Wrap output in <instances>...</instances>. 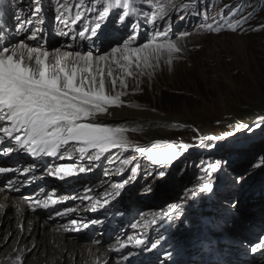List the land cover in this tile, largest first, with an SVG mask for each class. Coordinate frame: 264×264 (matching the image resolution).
Masks as SVG:
<instances>
[{"label": "rangeland", "instance_id": "rangeland-1", "mask_svg": "<svg viewBox=\"0 0 264 264\" xmlns=\"http://www.w3.org/2000/svg\"><path fill=\"white\" fill-rule=\"evenodd\" d=\"M9 1L12 3H9L7 5L6 16L9 14V6L10 4H12L11 14L13 18L12 19L13 31L11 32L9 31V33H13V35L16 36L18 42L19 37L21 38V36L26 34V32L29 29L32 32L33 29L35 28V24L27 25V22L22 23L23 22L22 17L24 16V12H21V10L25 8L27 11L29 10L30 13L32 14L34 13L36 8H39L38 14L39 13L43 14L44 10L40 5L41 2L39 0H9ZM45 1L47 2L46 7L49 9L48 14L50 15V20L55 24V26L53 29L54 31L53 35L48 37L46 41L43 40L42 41L43 43L40 44L42 49L51 52L54 51L56 48H62L65 46L64 39L67 38L66 42H68V40H70L68 39L70 33H68V35H65L64 33H62L64 31L60 29L59 26L67 25L70 19L73 18L75 19L77 12H80L83 18L82 20L76 22V25L77 26L81 25V27L79 28L78 32L74 33L73 39L70 40L71 42H68L67 47H69V49L76 48L79 51H81L82 54L86 53L89 50V48L95 51L97 54L110 53L111 49L114 46L123 44V41L132 34L131 27H127L125 25L118 23V13L122 14V9H120L118 6L115 5V8L113 10L114 25L113 24L110 25V27L114 26L113 31H115V34L109 33L108 30H106V32L103 33L104 31L101 30L99 31V33L103 35L99 38L103 39L102 45L100 46V43H98L97 45L98 47H96L95 44H93L94 46H91L85 41L86 39L79 37L78 33L82 30H87L89 28L88 26L89 19L93 15L97 17V12L99 10H102L101 8H99V5L102 3H106V0H45ZM190 1L192 0H150L149 3V0H146L145 5H143V10H140L142 6L141 1L134 0L135 5L137 7L135 9V15L133 16L131 23L138 22L139 27L137 28V32L139 35L141 34L144 36L142 38L138 37V40L133 42L131 46L132 47L138 46L139 44L146 42L147 39L153 37L154 35L153 25L146 24L144 22L143 17L147 16L150 19L151 15L153 13H156L158 16L156 29L161 31L167 29L169 32L168 39L176 42L177 46L181 49V51L179 53H174L172 55L170 62H169L168 53L166 51L163 52L158 60L153 59L152 61L153 67H141L138 69L133 64L131 67V72H132L131 76L125 75V73L120 68L119 72L123 74L125 80L128 81L129 83L130 87L128 86L129 87L128 89L122 88L121 84L119 83L120 79L117 77L116 79L118 82L115 89H113L111 85L112 78L110 77H108L109 79L107 78L108 79L107 86L117 91V93L123 92L121 99L123 101L124 106L128 104L138 103L139 105H141V107L155 111L157 114H159L162 117L169 115L177 119V123L175 125H172L173 124L172 122L167 121V128L163 132H165L168 135V139L164 141V143H157L148 147L145 146L144 148L146 149V153H148L149 151L153 153L158 150H164L168 144L178 146L182 143H191V144L193 143L195 145H199L200 143L199 137L202 136L204 132L207 133V131H210L211 136H223L226 133L235 132L236 128L240 127L243 124L250 125L249 122L253 118L258 120L257 119L258 117L264 116V6H262L261 9H257L253 11V13L250 15L251 22L248 23L245 27H243L242 30H232V31L228 30L224 33L213 34V33H206L203 31H199L194 27L176 28L174 25L175 19H173L172 22L167 21V18H165V16L169 14L172 8H174L180 2L185 4V3H189ZM233 1L234 0H226L225 4L231 3ZM173 4L175 5L173 6ZM238 4L239 2H237L234 5V7L237 6ZM74 5L75 7H73ZM81 5L83 6L81 7ZM157 5H163L166 11L163 14H161L157 8ZM20 12H21V16H20ZM160 15H163L164 19H159ZM58 17L60 19H58ZM18 18L20 24H23L22 25L23 27H21V30L19 32H16V25ZM106 20L101 22V28L104 27V23L106 22ZM92 26H94V24ZM121 30H123V33ZM28 32L29 35H25L26 41H31L32 44H35V42L38 43L40 37L36 38L37 41L28 40L27 37L31 35V32L30 31ZM36 33L38 34L41 32L36 31ZM185 33H187L186 36L183 35ZM41 35H44V32H42ZM63 36L64 37L67 36V37L64 38ZM115 36L118 40L115 41L112 40L107 42V40L114 38ZM0 39L4 41L5 39H8V37H5V39L3 38ZM139 75L142 78H140ZM163 91L166 92V99ZM260 93H263V95H261ZM240 109H244L241 112L244 114L245 120L244 119L238 120V117L234 115L235 113L236 114L241 113L239 112ZM231 118H235L237 121L231 120ZM160 122L161 121L159 122L157 121L156 123H160ZM187 124L198 125L197 129L200 130L196 132L195 129H193V127ZM184 125L187 127H184ZM148 127H149V123L147 124V128ZM132 128L133 127L127 130L125 129L127 132L125 134H127L129 138V142L131 144L139 143L140 145L144 146L146 144L152 143V142L148 143L149 139L145 135H143V130H147L145 126L142 128V130L140 129L137 130ZM245 130L246 129H241L239 132H236V134H238L237 136L241 135L239 140L241 142L246 141L245 136L242 135L244 134ZM228 139H227V144L229 143ZM212 143L216 144V148L218 149L219 142L213 141ZM228 145L225 146V148H229ZM76 147H78V145ZM134 148L139 149L138 147H134ZM70 149L73 148L69 146V150ZM252 149L253 147L249 149L248 147H246L241 150H237L235 148L227 149V153H236V159L240 158V156H238L237 154L239 153L242 154L246 152V154L244 153L247 158L245 163L239 166L234 161L232 165V169H234V171L239 172L240 173L239 175L243 177V179L239 181V183L241 184L236 183L237 187H241L243 184H248L244 180L245 178L250 177L249 175L244 176L245 168H243V165H248L260 160H261L260 162L264 161V154L262 155L256 154L255 151L252 152ZM62 150L63 153L66 151L65 149ZM122 150L123 153H121L120 155L116 154L118 158H116L115 161L112 159L111 155L109 159H104V160L99 159L95 161V163L106 162V165L102 168V170L100 171H98L97 169L94 170V174L96 171L99 172L98 174L99 177L102 176L106 177L104 184H101L98 187H96V191L98 194L101 191V196L100 197L98 195L92 196V198H96L95 202L100 207L102 206L103 208H105V204L103 203V198L105 197V193H109L111 195L112 193L118 192L120 195V194H124V193H120L122 192V190H124L125 194H128L129 197L135 199V202L138 201L144 202L142 204L143 206L141 207V210H143L145 214L147 211V213H149V217L151 216L150 218L157 215V212L161 211L160 209H162V207L159 208L153 207V204L155 205V203H158L159 206L160 203V205L166 206L171 202L173 203L178 202L179 204H182V208L185 209L184 212L188 213L184 221L180 224L183 229H187L189 225L186 222V220L191 215H197L198 210L207 200L206 196H208L207 194L208 192L207 191L201 192L199 191V188H200V184L202 183V179H201L202 177L205 180H210L211 183L213 181V175H211L210 177H205L204 168L207 167V164L203 163V161L205 162V160H207V158L212 155L204 156L203 154L197 153V155L193 156L194 158L192 157L189 158L188 160H182L181 162H179V164L181 163L180 166L177 169L172 170L169 169V165H164L163 167L162 166L155 167V164L151 163L148 157L144 158L145 154L139 157V152H134V149L131 150V145L127 150L124 149ZM181 151H182L181 155H183L185 151L183 150ZM59 157L61 158V160L65 158L62 155ZM213 157H217V153H215ZM25 159H29L31 163L33 162V160L31 161V158L29 157ZM124 159L130 160L132 161V163L130 165H122V161ZM136 161H138V163L141 164H137ZM183 161L186 162L182 164ZM61 162L63 161H60L58 165L61 164ZM82 162L85 163L88 161L83 159ZM175 164L178 163H174L172 165ZM195 164L197 165L199 164L198 169L195 168L194 166ZM102 165L103 164H100L99 168H101ZM15 167L18 168L17 169L18 172L22 171V167L18 163L15 164ZM121 167H123V171L126 174L120 175ZM130 167H136L137 171L140 169V172H142L143 176L138 175L139 173H137V171L135 172V174H133L131 171H129ZM159 167H162V169L168 167V169L163 170L165 172V176L169 175L168 177H166V179H164L165 181L164 184H167L169 180L174 179L175 182L171 186L173 187V189H170L169 188L170 185H169L166 188H164L161 191V193L154 191L155 189L154 182H157V180H161V178H159L158 176L159 171H161ZM33 168H34V173L38 172V170L35 169L36 167ZM38 168L42 169L43 167L42 165H38ZM151 168L153 170H151ZM261 168L262 167H254V169L250 170V172L258 173L256 171L258 170L261 171ZM125 169H128L129 172L128 171H127L128 173L125 172ZM44 170H46V165ZM144 170L147 171L144 172ZM192 170L194 172H191ZM247 170L249 169H246V171ZM115 173L116 174L118 173L117 176L119 180H121L124 177V175H130V177H132L131 179L132 183H130L129 185L128 183H126L124 184L123 187H117L120 184L118 183L119 180L113 179L114 177L113 174ZM30 174L32 173H29V175ZM12 175L13 172L10 174V176H8L5 179L0 178V181L7 182L6 179L9 180L10 179L9 177H12ZM176 175L178 176V180L177 179L175 180ZM119 176L121 177L123 176V177L120 178ZM41 177H44V175H41ZM22 180L24 179L22 178ZM22 180L20 182H22ZM32 181H34V179H32ZM133 182H135L136 184L135 183L133 184ZM49 183L47 184V189H49L50 187ZM263 183L264 182L261 181V183L259 184L260 187L258 189L263 188ZM17 184L19 185V183ZM134 185L137 187L136 191L138 192L137 193L130 192L129 194L130 189ZM32 186L33 185L25 182L22 186H20L19 189L20 195H24V191L26 189L32 188ZM248 186H251V184H249ZM186 189L196 190L197 196L192 199H187L185 197ZM76 191L77 188H72L70 191L72 193L70 194L72 195ZM224 192L227 193L229 192L231 194L228 195L227 199L231 196H233V198L237 196V193H232L231 190ZM45 193L46 192L44 191L42 195H44ZM61 193H63V191L57 192L55 194L58 195ZM148 193L153 194V197H150V194ZM169 193L171 194V196L169 197V199H166L164 195ZM217 195L218 197L220 196L221 199L223 197L221 202L218 203L224 205V208H227L229 203L228 204L226 203V197L223 196V193L221 194L218 193ZM216 197H217L216 195L212 196V198H216ZM199 198H201V200L203 201L199 202L197 200ZM233 201L235 203L236 201L235 198L233 199ZM184 202H190V203L188 205ZM87 204L89 207L87 210H90L91 208H95L96 209L95 211L98 210L97 205L95 204L93 205L91 204V202H87ZM52 205L53 204H50L48 208L37 207L38 209L35 208L34 210L40 213L45 212L49 214V211L52 210L51 209L53 207ZM185 206H187V208H185ZM229 207L232 210L238 212L236 215L233 214L228 215V217L225 219L226 225L223 227L230 226V223L235 222L239 217H243V218L247 217V214L250 213L251 215H256L257 217L255 219L249 220L248 227L246 226L243 230L244 231L243 237L241 235L239 238L241 239L242 237V239H244L245 235L248 238L250 237V234H254V232H256L255 230H253L254 223H256L257 227L261 225L260 230L262 231V233L264 232L263 230L264 223L261 222V220L264 221V210L258 211V209L262 208V206L257 209L251 208L250 203L243 202L242 200L235 203V206H233V204H230ZM164 211L166 212V209H164ZM92 213L93 210L92 212H88V214H92ZM202 214L203 216H205L206 212L203 211ZM145 220L143 222H145ZM149 220L150 219H148V221ZM176 220L179 222L180 218H177ZM191 220H194L193 222L195 223V221H197L198 218H191ZM6 226L7 224L4 225L3 229H5ZM192 226L193 225L190 226L189 231L181 230L180 228H176V229L174 228L175 229L174 232H177L173 236L174 241L187 239V241H190L189 245H192L193 247H195L196 244H200L201 245L200 251H202L204 249L205 242L203 243V241H201L202 240L201 237L199 235L198 236L196 235L197 233ZM76 229H77L76 227L72 229L70 228L65 229L64 234L65 235L70 234L73 235L74 237L76 236V238L79 237L81 239L84 236L87 239H90V234H88L89 233L88 230H90L89 226L86 225V227L83 226L79 228V230ZM143 230H144L143 232H140V236L148 237L145 223ZM154 231L156 230H153V232ZM184 231L187 233L186 238L180 236V232H184ZM219 231L216 233L213 232L209 237L208 242H210L211 244L220 241L224 242L225 241L224 236H226L225 237L226 239L230 237L229 235H228L229 237L227 236L223 228H220ZM262 233H260L259 236ZM135 235H137V233L127 235L126 239L128 237H134ZM13 238L14 237H10L8 242L10 243L13 240ZM230 238L235 239L233 237ZM199 239L201 240L199 241ZM196 240L197 242H194ZM251 242L252 241H250V243ZM55 247L57 248V245H55ZM119 249L120 247H117L116 251L119 252ZM208 251L209 252L203 251L197 254V257L191 260L196 261L200 254L205 255L203 257L204 261L210 259L214 260L220 257V255L219 256L216 255L219 252L218 250L215 254L216 256H214V251L212 249ZM55 252L58 253L59 251L56 250ZM258 252L259 251H257L256 253L258 254ZM206 253H208V256ZM133 257H137V259L139 258V256L137 255ZM224 260H226L225 256H224ZM234 261L235 260L232 259V262ZM146 262H148V259H146ZM135 263L141 264L142 260L139 258L138 261H136Z\"/></svg>", "mask_w": 264, "mask_h": 264}, {"label": "snow or ice", "instance_id": "snow-or-ice-1", "mask_svg": "<svg viewBox=\"0 0 264 264\" xmlns=\"http://www.w3.org/2000/svg\"><path fill=\"white\" fill-rule=\"evenodd\" d=\"M4 3L5 0H0V6ZM113 4L122 9V14L118 13V23L131 27L132 34L123 41L121 47H113L110 53L94 56L92 51H87L84 54L81 51H76L73 56L71 52L62 54L60 48L50 52L39 46L29 47L24 40L17 42L15 35L5 33L8 39L0 43V155H9L13 152L12 147H4V143L9 140L18 146L19 150L27 152L34 158H40L42 155L55 157L59 150L70 146L79 153L82 160L86 159L89 163L99 160L110 150H127L130 147L124 135V128L109 126L101 120V117L111 115L110 108L112 106H123L121 99L123 92L114 95L106 93V79L112 77L113 89L118 81L110 68L105 73L104 68L99 65L101 62L105 64L110 61L114 62L119 65L125 75L131 76L133 64L138 69L153 67V59L158 60L165 51L168 53L170 62L172 55L179 53L181 49L176 42L168 39L167 29L163 31L156 29L158 20L156 13H153L150 19L147 16L143 17L146 24L153 25V37L138 46H131L139 36L138 22L131 23L137 7L134 0H106V3L99 5L102 10L97 12L96 20L93 21L94 26L90 25L87 30L80 31L78 36L91 39L94 43L95 39L99 38L98 30L101 29V22L111 14ZM157 8L161 14L166 11L163 5H157ZM35 12L38 13L39 8H36ZM230 14L235 15V12L230 11ZM82 18V14L77 12L72 23L75 24ZM58 19L60 18L58 17ZM159 19H164V16L160 15ZM21 27L18 18L16 32H19ZM208 28L211 31L220 30L219 27L213 28L211 24L208 25ZM3 32L4 30L0 28V33ZM89 33L90 35H88ZM183 35L186 36L187 33ZM36 38L35 31H32L31 35L27 37L28 40H36ZM119 83L122 88L127 87L123 79ZM261 126H264V116L259 117V122L254 126L243 124L237 127L235 132L226 133L224 136L202 135L199 137L200 144L198 146L215 148L216 144L211 143L212 141L225 140L228 136H235L236 132L241 129L252 131ZM77 145L78 147H76ZM192 146L189 143H182L178 146L168 144L164 150H158L155 154L149 151L148 159L155 165L170 166L181 156V150L187 151ZM138 151L143 156L146 149L140 147ZM69 158H71V153H69ZM131 163L132 161L128 159L122 161V165ZM261 166H264V161L255 165V167ZM220 167L219 162L209 164L204 168L205 177H210ZM87 170L83 165L60 164L48 169L47 172L49 175L63 180ZM129 170L135 174L137 168L131 167ZM10 171L13 169L0 167V174ZM32 171H34L33 168L25 167L22 174L27 175ZM121 173H123V167H121ZM158 176L161 179L164 178L165 172L159 171ZM131 179L132 177H129V180ZM201 179L199 191L212 192L211 181L205 180L203 177ZM126 183L128 181H124L117 187H123ZM109 195V193H105L104 204L109 203L107 199ZM196 196V190H185L187 199ZM83 198L88 199L87 196ZM58 202L49 196L42 201L38 199L32 201L31 206L33 210L37 207L48 208L50 204L54 205ZM181 209L182 204L170 205L169 210L162 213L160 220L170 219L174 215L181 214ZM77 223L76 220L71 221L73 226ZM144 223L145 225L149 223L156 225L157 219L145 220ZM82 226L86 227V225ZM132 227L136 228L137 225L133 224ZM128 241H134L136 246L145 245L147 242L145 238L134 237H128ZM159 243L160 240L157 239L151 243V248L155 249ZM127 246V243L119 245L120 248ZM249 250L252 253L264 251V235L259 236L256 242H251ZM16 260L23 264L20 256H16Z\"/></svg>", "mask_w": 264, "mask_h": 264}, {"label": "bare ground", "instance_id": "bare-ground-1", "mask_svg": "<svg viewBox=\"0 0 264 264\" xmlns=\"http://www.w3.org/2000/svg\"><path fill=\"white\" fill-rule=\"evenodd\" d=\"M39 1L41 2L40 5L44 10L43 14H38L35 11L32 14L29 10L27 11L25 8L21 10V12H24V16L22 17V23L27 22V25L35 24V28L33 29V31L41 32L37 34V38L40 37V40L38 43L35 42V44H32L31 41H26L25 39V35H29L28 31L31 32L30 29L26 32V34L22 35L21 38L19 37V40H24L29 47H41L40 44L43 43L42 41L48 39V37L52 36L54 33L53 29L55 24L50 20V15L48 14L49 9L46 7L47 2L45 0ZM140 1L142 3L140 10H143V5H145L146 0ZM9 3L12 2H10L9 0H5L4 5L7 6ZM11 12L12 4H10L9 6V14L5 17L7 27L5 33L13 31V18ZM29 21H31V23H28ZM38 21L41 23H39ZM59 27L64 31L62 33H64L65 35H68V33H70L68 39L71 40L73 39L74 33L78 32L81 25L77 26L76 24H73L70 20L67 25ZM73 27L75 28V30H73ZM111 27L114 28V26ZM110 30L111 29H109L108 31L112 34L113 32ZM121 31L123 33V30ZM42 32H44V35H41ZM5 33L1 34L2 38L7 37ZM88 35H90V33ZM143 36L144 35L140 34L138 37L142 38ZM66 37L67 36H65L64 38ZM99 37L101 36L99 35ZM115 38L116 36L107 40V42L112 40H118L117 38ZM64 40L65 46L60 48L61 53L67 54L71 52L74 56L75 52L79 50L76 48L69 49V47H67V44L71 41L68 40V42H66L67 38ZM102 40V38H97L95 39L94 43L91 39H86L85 41L91 46H94L93 44H95L96 47H98V43H100V46L102 45ZM3 42L4 41L0 39V43ZM121 46L122 44L116 45L114 47ZM88 51H92L94 56L97 54L90 48ZM99 66L104 68L105 73H107L110 68L112 70L113 76L119 78L120 80L123 79L126 82L127 89L130 87L128 81L125 80L123 74L119 72V65L110 61L107 64L101 62ZM139 77L142 78L140 75ZM108 79H106L105 81L106 93L114 95V93H117V91L107 86ZM110 112L111 115L101 117V120L109 126L122 127L126 130L131 127H133L132 129L142 130V128L145 126V128L147 129L143 130V135H145L149 139L148 143H152L146 144L144 146L140 145L139 143L131 144L129 142L127 134H125L127 133L125 130L124 135L127 138L129 145H131V150L134 149V152H139L138 149L134 147H148L153 144H157L158 141L159 143H164V141L168 139V135L163 132L167 128V121L172 122V125H175L177 123V119H175V117H171L169 115L162 117L155 111L141 107V105H139L138 103L128 104L126 106H112L110 108ZM257 119H259V117ZM157 121L161 122L156 123ZM252 121L253 119L249 123H251ZM148 123L149 127L147 128ZM210 133V131H207V133L204 132L203 135L211 136ZM228 138L229 136L227 137V139ZM227 139L218 141V151H222L225 149V146L227 145ZM4 147H12L14 150L9 155H0V167L13 169L14 171L0 174V178L5 179L10 176V174L13 172L12 177H9V180L6 179L7 182L0 181V264H20V261L16 260V256L21 257L23 264H134L135 260L130 262L133 256L130 257V253H126L124 251V248L130 249L131 252L134 251L135 253H137L136 255L139 256V258L142 260L141 264H264V251H259L257 254L252 253L249 250L250 241L256 242L259 234L262 233V231L260 230L261 225L257 227L256 223H254L253 230H255L256 232H254V234L249 233L250 237L248 238L245 235L244 239H242V237L241 239L239 237H233L235 239H231L229 237L227 238L229 240H227L225 238L226 236H224V242H216V247L218 248L219 252L218 254H214H216L217 256L220 255L219 258L204 261L203 257L205 255L200 254L196 261H192L191 258L187 259V261H182L183 257L180 256L178 250H183V248L186 249L187 246H189L190 241H187V239L174 241V238L171 236L172 233L170 235H167L165 233H162L160 230L159 233L155 232L156 239L160 240L159 246L153 249L151 248V242L153 243L156 240L154 238L148 240V238L140 236V232L144 231L143 221L147 218L150 219L151 217H149V213H147V211L145 214L143 210L139 209L143 206L142 204L144 202L138 201L136 203V206L132 207L133 211H131V215L126 214L124 212L125 209H121L119 207L117 208V203L113 204V208L111 209V211H106V209H104L102 206L100 207L95 202L96 198H92V196H101V191L98 194L96 191V187L101 184H104L106 178L102 175V177H99L98 171L102 170V168L106 165V162L101 166V168H99L100 162L95 163V161H93L91 163H84L82 162L79 153L73 150L71 151V158H69V155L66 156V158L68 159L66 161L61 162V164H72L76 166L83 165L88 169L86 172H91L96 169L98 171H96L91 178H80L76 184L75 182H71V184L59 185L56 184V181H54L57 179V177L49 175L47 172L48 169L53 167L54 162H56L58 159H54V157L51 156L43 155L40 158H34L27 152L19 150L18 146H16L11 140L6 141L4 143ZM121 153H123L122 149H113L110 150L109 153H105L103 156H101L100 159H109L111 155L112 159L115 161V159L118 158L116 154L120 155ZM189 154L190 156L188 158H184L183 160H188L194 155H197L191 153ZM140 156L141 155L139 153V157ZM27 157L31 158V161L33 160L34 163H31L29 159H25ZM147 157L148 153L145 152L144 158ZM185 162L186 161H183L182 164H184ZM16 163H18L22 167V170L25 167H36L35 169H37L38 172L34 173V171H32L30 172L32 174H27V176H25L24 174H22V171L18 172V168L15 167ZM136 163L141 164L138 163V161H136ZM180 164H171L169 166V169L175 170L180 166ZM38 165H42L43 170L38 168ZM45 165L46 170H44ZM196 165L197 164H195L194 166L198 169L199 164L197 166ZM156 166L161 165H155V167ZM162 167H159V169H168V167L163 169ZM151 170L153 169L151 168ZM41 172L45 174H42ZM137 172L139 173L138 175L143 176L142 172H140V169ZM117 174H113V179L119 180ZM41 175H44V177H41ZM21 176L24 179L22 180V182H20L19 179ZM129 177L130 175H124V177L119 180L118 183L122 184L124 181H128L129 185L130 183H132L131 180L129 181ZM32 179H34V181H32ZM18 181L19 185L17 184ZM25 182L33 185L32 189L30 191L24 192V195H20V186H22ZM49 182H51L50 187L49 189H47V184ZM78 183H80V187L77 188V191L71 195V189L76 188L75 185H77ZM81 183H84V185L81 186ZM136 189L137 187L134 185L130 189L129 194L130 192L137 193L138 191H136ZM44 191L46 193L42 195ZM62 191L63 193L61 194H55L57 192ZM231 192L237 193V196L234 197L236 200L235 203L243 200V202L250 203L251 208L257 209L262 206V208H259L258 211L264 210V193L257 195V190L253 189V187L251 186L248 187L246 184H243L241 187H237L236 189L231 190ZM49 196H52L53 199H57V201H59L58 203L52 205L53 207L51 208L52 210L49 211V214L45 212L40 213L36 210H33L31 206L32 201L37 199L42 201L47 199ZM85 196H87L88 199H84L83 197ZM87 202H91V204L97 205L98 212L93 211L94 213L88 214L91 209L87 210L89 208ZM115 209H119V211L115 214H110ZM72 220H76L78 222L77 225L73 226L71 224ZM261 222L264 223V221L262 220ZM5 224H7V226L5 229H3ZM133 224H136L137 227L133 228ZM219 224L222 225L221 223ZM21 225L23 226L22 229ZM82 225L89 226L90 230H88V234H90V239H87L84 236L81 239L79 237L76 238V236L74 237L70 234H64L65 229H72L75 227L79 229L83 227ZM220 228L221 227H219L217 230L219 231ZM106 230L109 231L106 232ZM231 230L233 233L236 232L235 228H232ZM133 233H137V235L140 236L139 237L135 235L134 238H145L147 241L146 244L136 246L134 244V241L129 242L128 238L126 239V236L131 235ZM261 235H264V232ZM10 237L14 238L9 243L8 241ZM207 237L208 235L205 238ZM194 242H197V240ZM121 243H127L128 246L120 248L119 252H117L116 248L119 247ZM55 245H57V248L55 247ZM200 246V244H196L194 249L190 248L189 253H191L192 256L197 255L201 252ZM56 250L59 252L56 253ZM206 254L208 256V253ZM224 256L226 257V260H224ZM133 258L137 259V257ZM146 259H148V262H146ZM232 259L235 261L232 262Z\"/></svg>", "mask_w": 264, "mask_h": 264}, {"label": "trees", "instance_id": "trees-1", "mask_svg": "<svg viewBox=\"0 0 264 264\" xmlns=\"http://www.w3.org/2000/svg\"><path fill=\"white\" fill-rule=\"evenodd\" d=\"M252 3H253V5L250 7V8H248V9H250V11H254V10H256V9H261L262 8V6H264V0H252ZM163 93H164V96H165V99H166V92L165 91H163ZM261 95H263V93H260ZM242 110H244V109H240V111L239 112H241ZM243 112H245V111H243ZM234 114V113H233ZM235 116H237L238 117V120H242V119H244L245 117H244V114L241 112V113H235L234 114ZM231 120H235V121H237L235 118H231ZM245 120V119H244ZM241 122V121H240ZM215 125V124H214ZM259 149H261V151H264V148H259ZM253 151H255V149L253 148L252 149V152ZM251 152V151H250ZM245 154H246V152H244ZM250 154V153H249ZM260 155H262V153H259ZM243 168H245V167H243ZM164 179H166V177L165 178H163V180ZM178 180V178H176L175 177V180ZM171 181V183L172 184H170V186H169V188L170 189H173V187H171L172 185H173V183L175 182L174 181V179H171L170 180ZM157 182H163L162 180H157ZM169 192H171V191H169ZM147 220V219H146Z\"/></svg>", "mask_w": 264, "mask_h": 264}, {"label": "water", "instance_id": "water-1", "mask_svg": "<svg viewBox=\"0 0 264 264\" xmlns=\"http://www.w3.org/2000/svg\"><path fill=\"white\" fill-rule=\"evenodd\" d=\"M187 125H189V124H187ZM189 126H191V127H193V129H195V131L197 132V126L198 125H192V124H190ZM184 127H187V126H185L184 125ZM194 127H196V128H194ZM198 130H200V129H198ZM154 185H155V189H154V191L155 192H159V193H161V191L164 189V188H166L167 186H169L168 184H164L163 182H159V183H157V182H154ZM165 195H167V199H169V197L171 196V194L169 193V194H165Z\"/></svg>", "mask_w": 264, "mask_h": 264}]
</instances>
